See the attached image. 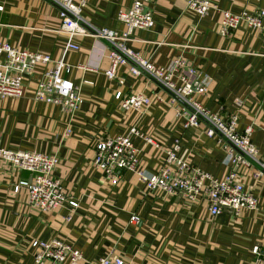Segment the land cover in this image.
<instances>
[{
	"label": "crops",
	"instance_id": "0c3cea01",
	"mask_svg": "<svg viewBox=\"0 0 264 264\" xmlns=\"http://www.w3.org/2000/svg\"><path fill=\"white\" fill-rule=\"evenodd\" d=\"M210 2L213 8L199 16L187 10L185 0H154L148 6L153 26L134 29L127 45L160 66L176 57L188 60L208 78L198 101L222 118L236 114L238 131L251 125L252 142L264 157V40L245 26L220 33V11H257L264 9V0ZM131 5L132 0H88L81 15L94 29L122 33L126 26L117 14ZM0 7V45L62 57L82 96L73 114L58 104L34 100L31 92L41 70L37 66L25 76L22 96L0 98V148L56 156L52 177L77 202L74 208L63 204L44 212L27 207L24 193H13L12 186L29 173L0 158V264H33L30 241L51 238L77 247L81 264H93L109 252L129 264H253L252 247L264 248V175L255 176L254 166L239 172L245 189L258 200L256 209L238 214L227 209L213 216L206 198L190 201L147 190L136 172L121 170L116 179L106 178L93 164L96 144L105 136L126 134L132 126L152 139L131 136L146 174L157 170L175 138L180 139L179 156L216 178L225 176L230 164L225 141L206 135L205 122L185 128L156 81L133 76L125 66L117 69L122 84L108 79L106 40L92 33L76 35L78 50L62 53L68 34L59 30L57 8L51 3L0 0ZM4 58L0 51V63ZM148 81L156 83L155 94L163 91L162 101L141 110L119 107L116 90L151 96ZM133 214L138 222L131 220Z\"/></svg>",
	"mask_w": 264,
	"mask_h": 264
},
{
	"label": "built area",
	"instance_id": "2783aa9c",
	"mask_svg": "<svg viewBox=\"0 0 264 264\" xmlns=\"http://www.w3.org/2000/svg\"><path fill=\"white\" fill-rule=\"evenodd\" d=\"M57 8V23L59 30L68 34V39L62 46V53L68 50H78L73 42L76 35L92 33L106 40L109 44V66L105 70L108 79H116L119 66L127 67L133 76L144 74L157 82L170 100L176 114L182 118L183 126L199 127L205 122L204 132L218 141H225L226 160L229 171L222 178H216L192 165L178 155L180 139L175 138L165 149V157L155 172L146 174L139 167L138 150L131 141V136L143 137L148 142L152 139L132 126L126 134L105 136L96 144L93 164L102 169L106 178L116 179L121 170L136 172L145 182L147 190H160L166 194L181 195L193 201L206 198L211 216L222 210H231L238 214L244 210L257 208L256 196L247 191L240 179V170L246 166H254L255 176L264 175V157H261L257 147L252 142V126L237 130L236 114L222 118L206 109L197 99L204 94L208 78L201 75L188 60L182 57L174 58L168 65L160 66L150 58L141 56L127 45L134 29L150 28L154 24L152 11L148 6L154 0H132V5L126 11H119L117 18L122 21L126 30L116 33L106 29H94L81 15L88 0H46ZM188 11L204 16L213 8L210 0H185ZM1 9V7H0ZM220 33L228 35L241 27H249L259 32L264 40V9L257 11L234 13L220 11ZM0 51L5 54L0 63V98H18L23 94V80L31 74L35 67H40V76L31 92L34 100L49 104H58L63 111L73 114L82 101L80 88L68 77L70 65L62 57L51 59L48 54L30 51L23 48L1 44ZM118 84L123 78L117 79ZM114 98L119 107L128 110H141L151 105L155 100L162 101L163 95L153 96L142 92L123 95L116 90ZM156 144V143H154ZM158 145V144H156ZM0 158L17 170L29 173L28 179H19L12 186V192L22 191L25 203L40 211H49L60 205L68 204L77 207V202L63 190L58 179L52 177V169L57 163L54 155L35 151L11 150L0 148ZM131 220L138 222V216L133 214ZM29 245L34 249L33 264H79L82 259L80 250L72 244L58 238L46 241L31 240ZM253 264H264V248L255 244L252 247ZM93 264H129L124 259L109 252Z\"/></svg>",
	"mask_w": 264,
	"mask_h": 264
},
{
	"label": "rangeland",
	"instance_id": "374dc122",
	"mask_svg": "<svg viewBox=\"0 0 264 264\" xmlns=\"http://www.w3.org/2000/svg\"><path fill=\"white\" fill-rule=\"evenodd\" d=\"M56 18V17H55ZM57 20V19H56ZM148 89H152V93H151V96H153L154 94H155V89H156V87H157V85H156V83L155 82H152V81H148ZM34 84V83H33ZM161 90V89H160ZM160 94H163V91H162V93H160ZM165 99H166V101L167 102H169V100H170V97H165ZM170 109L173 111V112H175L174 111V107H172V106H170ZM100 172L101 173H103V171H102V169H100ZM26 204V203H25ZM26 206L27 207H30V206H28L27 204H26ZM50 211V210H49ZM83 262V260L81 259L80 261H79V264H81Z\"/></svg>",
	"mask_w": 264,
	"mask_h": 264
}]
</instances>
